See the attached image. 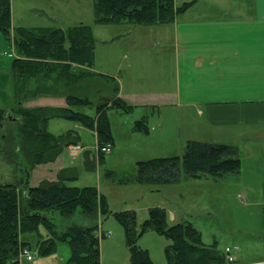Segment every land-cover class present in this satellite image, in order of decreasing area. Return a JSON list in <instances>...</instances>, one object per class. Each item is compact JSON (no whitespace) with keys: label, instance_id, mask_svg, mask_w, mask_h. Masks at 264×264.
I'll use <instances>...</instances> for the list:
<instances>
[{"label":"trees","instance_id":"1","mask_svg":"<svg viewBox=\"0 0 264 264\" xmlns=\"http://www.w3.org/2000/svg\"><path fill=\"white\" fill-rule=\"evenodd\" d=\"M189 5L176 8L173 0H94V22L98 25L167 24ZM0 32L13 35L11 38L18 54L11 63L16 106L0 110V125L9 119L8 114L17 117L20 149L25 152L28 165L24 180L16 184H0V264H19V250L29 247L19 240V236L25 233L36 234V252L42 255L54 252L59 243H67L70 253L64 264H100L96 225L72 224L57 232L48 213L57 212L69 217L79 210L85 218L106 217L110 212L105 198L94 186L70 185L62 173H58L55 181L43 180L37 186H29L28 175L35 165L53 162L68 146L80 143L75 129L59 135L47 132L46 126L51 119L79 123L94 131L97 144L103 146L112 143L107 109L127 113L131 107L116 96L92 105L76 94L77 87L75 94L66 96L64 108L22 107L24 100L60 92L63 86H71L73 82L76 85L82 75L111 78L89 71L94 64L95 39L87 25L78 24L67 32L62 29L12 28L10 0H0ZM84 107H93V113H88ZM132 130L147 132L142 121L136 122ZM91 165L90 161H85L88 170L93 168ZM239 170L236 147L189 140L181 156L136 162L132 180L140 185H168L202 176L219 178ZM147 215L137 229L133 211L114 214L124 231L128 264H152L147 252L137 246L140 235L150 228L171 242L165 248V264H225L222 251L216 244H202L200 232L190 223L168 224L166 211L161 207L149 208ZM40 226L45 229L44 237L39 233Z\"/></svg>","mask_w":264,"mask_h":264},{"label":"rangeland","instance_id":"2","mask_svg":"<svg viewBox=\"0 0 264 264\" xmlns=\"http://www.w3.org/2000/svg\"><path fill=\"white\" fill-rule=\"evenodd\" d=\"M93 3L94 0H10L12 26L25 29L37 28L44 31L62 29L64 32L80 23L89 26L95 39L94 68L109 71L117 80L129 70L127 65L133 58H136L138 53L143 52L149 61L161 54L159 48L152 46V41L146 47L136 49L134 56L131 52H127L126 47L131 33L126 30V27H123L124 25L96 24ZM12 36L11 34L6 36L0 32V110H8L16 106L11 79V63L14 57L4 55L11 51V46L15 53ZM226 38V35L223 34L222 39ZM221 43L226 44L224 41L220 42L218 48L225 50L227 47L221 46ZM168 49L169 51L166 53L168 57L169 55L175 57L177 46L173 41L170 42ZM15 56L18 57V54L15 53ZM183 58L188 61L185 62ZM218 59L220 72H201L193 64L194 56L192 54L180 56L178 77L182 98L201 99L207 91L218 99L227 97L230 84L225 69V56L220 53ZM100 80L105 82L102 83V86ZM113 84L112 80H106L101 76L94 78L82 75L78 83L75 85L73 82L72 86L75 89L77 87L76 94L79 97L96 105L101 102L98 100L99 92H103L104 88L108 92L109 88L107 87H111ZM165 87L172 88V91L176 89L172 83L166 84ZM84 110L93 113L94 108L84 107ZM176 110L172 109L170 116H174ZM188 111L189 116L192 117L191 107L188 108ZM107 115L111 122L112 135L116 139L118 154L115 156L113 152L111 156L103 155L100 158L94 153L93 168L90 170L81 169L78 180L72 185L77 187L97 185L95 184L97 183L96 172L98 174L99 171L100 187L98 188L105 198L110 214L106 217L98 215L97 218H85L79 210L69 217L61 216L57 212L48 213V217L56 225L57 232L72 224L84 226L98 224L101 231L110 232L108 237H99L100 264H128L129 254L124 231L114 214L120 211H133L136 228L139 229L140 223L148 216L147 207L165 200L173 210L176 211L179 207L183 210L180 212V214H185L182 221L190 223L200 232L202 244H216L219 251H224L226 247L230 248L233 263L264 257V169L262 166L264 154L260 147L255 146L252 149L254 152L250 153L245 142L241 141L235 144L240 159L238 173L227 174L219 178L202 176L207 179L200 182L195 181L197 183H193V185L189 183L185 189L182 187L179 190L175 187L161 193L157 191L160 185H140L132 180L135 175V159L147 160L155 157L181 156L185 143L179 151L160 152L161 150L156 146L153 147L155 149H152L150 145H146L145 137L133 135V139H130L129 126L134 121L131 120L134 116L131 112L121 114L116 109L110 108L107 110ZM187 115L184 121L179 122L180 133L187 132V134L195 136L198 126L193 124ZM14 117L13 114L12 118ZM10 119L0 125V184L19 183L25 179L26 172H28L25 152L20 149L18 124ZM192 126L193 128H188ZM70 129H75L79 135L80 143L87 147V150L93 152L92 133L79 123L71 120L51 119L46 127V131L52 135H59ZM169 135L172 136V133L170 132ZM228 145L234 146V144ZM61 156L67 165L76 166L79 163V157H73L70 151H63ZM38 177L39 175L34 173L28 183H36ZM177 219L180 221L178 217ZM44 232V228L40 226L39 233L43 235ZM35 237L36 234L32 233H27L24 236V240L29 245L32 260L27 261L25 258H20L19 264H60L59 257H65L67 251L70 252L67 243H59L57 252L42 255L36 252ZM170 243L169 239L158 234L152 228L145 230L137 240V246L147 252L152 264L166 263L165 248Z\"/></svg>","mask_w":264,"mask_h":264},{"label":"crops","instance_id":"3","mask_svg":"<svg viewBox=\"0 0 264 264\" xmlns=\"http://www.w3.org/2000/svg\"><path fill=\"white\" fill-rule=\"evenodd\" d=\"M173 3L176 8L187 3L190 5L178 13L170 23L150 26L116 24L124 25L123 27H126V30L131 33V35L129 33L130 39L126 47L127 52H131L134 56L136 49L146 47L152 41V46L159 48L161 54L149 61L143 52L138 53L136 58H133L127 65L129 70L125 74L123 73V76L118 80L109 71L94 68L93 64V69H89V71L108 76L114 83L111 87H107L109 88L108 92H106V88L103 90L104 94L99 92L98 100H109L115 96L122 99L131 108L127 113L120 111L119 113L128 114L131 112L134 115L131 119L134 121L129 126L130 139H133V135L145 137L146 145H150L152 149H155L153 147L156 146L161 150L160 152L179 151L184 143L195 140L218 144L227 143L226 145L234 144V146L231 145L233 147L243 141L248 145V152L253 153L252 149L258 146L264 154V0H173ZM12 28L16 27L12 26ZM223 34L227 37L225 40L222 39ZM172 41L177 46V51L175 57L173 55L168 57L166 53L169 51L168 48ZM223 41L226 44L221 43V46L225 45L227 47L225 50L218 48L220 42ZM189 53L194 56V66L201 72H220L219 54L225 56V69L230 84L226 98L218 99L208 91L201 99L182 98L178 77L179 60L180 56L184 57ZM15 58L17 57L15 56ZM184 61L188 60L184 59ZM11 79L13 88V75ZM100 83L102 86V83L105 82L100 80ZM168 83H172L176 89L172 91V88L165 87ZM74 92V86L67 85L63 86L60 92L24 100L21 105L31 109L38 107L64 108L66 96ZM189 107L192 109V117L189 116ZM172 109H177L174 116H170ZM186 115L193 124L198 126L195 136L187 134V132L180 133L179 122L184 121ZM8 118L10 119L12 116L8 114ZM10 120L17 122L15 117ZM138 121L144 123V127L147 128L146 133L132 130V126ZM110 128L111 152L106 155L111 156L114 152L117 156L118 150L116 139L112 135L111 122ZM188 128H193V126ZM170 132L172 136L169 135ZM91 133L94 143L97 142L95 132L91 131ZM79 144L82 147L80 150H64L72 152L73 157H79V163L76 166L67 165L60 154L53 162L35 165L30 170L28 180L33 177L34 173L39 177L36 179V183L29 182V186H36L43 180L55 181L58 173H62V177L67 179L70 185L77 181L81 169L88 170L85 167V161L88 160L92 164V159L95 157L94 149L92 152L87 150V147L82 143ZM100 156L103 157V155ZM135 160V163L143 161ZM262 166L264 169V159ZM99 178L100 172L98 171V174L96 172L97 183H95L97 185L89 186L96 187L98 193L101 194L98 188L100 187ZM203 179L207 178L182 179L178 183L160 185L157 191L162 193L175 187L179 190L182 187L185 189L189 183L193 185V183H197L195 181L200 182ZM179 196L181 197V195ZM160 202L149 205L147 209L153 206L165 209L167 222L170 225L185 222L182 221L185 214H180L183 211L180 207L175 211L165 200ZM177 217L180 221H177ZM96 226L100 229V225L96 224ZM26 234L19 236L20 242L27 243L24 240ZM45 234L44 232L41 237H44ZM36 241L37 236L34 238V245ZM69 253L67 251L65 257H59L60 264L65 263ZM232 264H264V257L245 259Z\"/></svg>","mask_w":264,"mask_h":264},{"label":"built area","instance_id":"4","mask_svg":"<svg viewBox=\"0 0 264 264\" xmlns=\"http://www.w3.org/2000/svg\"><path fill=\"white\" fill-rule=\"evenodd\" d=\"M4 55L8 56V57H15V53H14V49H13V46H11V51L9 53H4ZM68 149L70 150H79L80 149V146L79 145H75V146H70L68 147ZM111 151V146L110 144H106V145H103V146H98V145H95L94 146V152L96 155H99V154H109ZM110 235V232H101L98 230V236H105V237H108ZM231 250L230 248H225L224 249V252H223V255H224V260L226 263L228 264H231L233 262V258L230 254ZM20 258H25L27 261H31L32 260V255L30 254V251L28 248L26 247H22L20 250H19V253H18V262L20 260Z\"/></svg>","mask_w":264,"mask_h":264}]
</instances>
